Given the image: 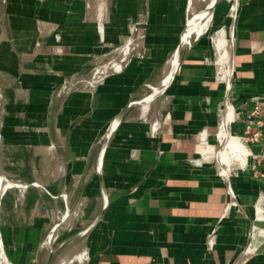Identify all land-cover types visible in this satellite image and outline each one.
Wrapping results in <instances>:
<instances>
[{
    "label": "crops",
    "instance_id": "1",
    "mask_svg": "<svg viewBox=\"0 0 264 264\" xmlns=\"http://www.w3.org/2000/svg\"><path fill=\"white\" fill-rule=\"evenodd\" d=\"M185 2L7 0L0 8L2 169L8 181L24 183L25 194L45 205L42 218L28 216L18 225L7 211L3 219L2 210L19 187L11 185L2 195L0 229L8 227L14 239L17 232L21 236L16 264H43L46 234L73 217L57 220L63 161L47 132L50 100L55 142L73 159L66 196L73 215L85 200L82 225L73 235L100 210V139L130 99L143 97L159 69L161 49L168 53V36L175 35L151 28L184 24ZM236 5L228 29L220 24L183 48L170 85L150 111L134 106L118 125L100 171L109 203L102 219L75 240L84 238L89 249L82 264H264V168L255 177L250 162L239 163L235 158L241 160L245 151L233 137L243 135L247 120L264 121V0ZM169 15L173 19L166 20ZM130 40L134 48L120 73L95 87L85 84L93 67ZM177 43L178 38L174 48ZM256 107L258 115L252 116ZM32 120L35 134L27 124ZM220 132L233 147L222 142ZM18 142L28 147L26 156L22 148L24 166L9 163L6 169V148L15 152ZM36 147L53 151L51 174L41 172L45 166L34 159Z\"/></svg>",
    "mask_w": 264,
    "mask_h": 264
},
{
    "label": "rangeland",
    "instance_id": "2",
    "mask_svg": "<svg viewBox=\"0 0 264 264\" xmlns=\"http://www.w3.org/2000/svg\"><path fill=\"white\" fill-rule=\"evenodd\" d=\"M185 1H186L185 7H184L185 12H186V18L185 19L193 17L192 12L200 11L203 9V7H205L206 5L209 4V0H191L193 3V7H192L193 9L192 8L189 9V8H187V2H189V1H187V0H185ZM235 1H237V0H217V3L214 1L216 4H215L213 10L211 9L212 15H211L208 27L206 30H204V32L202 34H205L206 32L211 31L213 28L218 27L220 24H222L221 26H224L223 28L226 27L228 29L230 27V25L233 23V21L235 20L237 6L234 10L232 9L233 8L232 5ZM6 2H7V0H1L0 8H2ZM171 19H173L172 15H169L168 19H166V20H171ZM183 26H185V24H182V23L175 24V23H171V21L169 23H167V22H161L159 24L156 23L152 26L151 30H153L155 28H161V29L165 28L167 30L175 31V35H174L175 38L168 36V42L171 43L170 48L168 49V53L164 52L165 48L161 49L162 52L159 53L160 54L159 59H162V60L159 63V67H158L159 69H158L157 73L153 74L152 79L149 80V83H147L148 87L155 85L156 83H158L162 79L163 73H164L163 70L165 67L164 65H166L167 61L173 55L172 54L169 56V52L171 51V49L174 48V45L177 41V38L179 37V32L181 31L180 29H182ZM143 28H144L143 29V36H144L143 41L145 42L146 38H148L147 33L149 32V27L145 23L143 25ZM151 30H150V33H152ZM193 40H194V38L192 39V41ZM182 50H184V49H182ZM143 51H146L144 44H143ZM171 53H172V51L170 52V54ZM147 86L143 89V93H142L143 97L150 94ZM154 102L155 101H152L149 104L146 103L144 105H140L141 109L145 108V109H143V111H146L147 107H148V111H150L149 107H152L153 106L152 103H154ZM0 110H1V107H0ZM33 110H34V108L29 110V111H33ZM1 114H2V110H1ZM146 114H148V112L145 113L144 115H146ZM27 124L29 127H32V129H33V128H35L34 125H36L37 122L35 120H32V121H27ZM1 125H2V123H1ZM31 132H32V134H35L36 131L33 129ZM20 136H22V135L20 134L19 137ZM22 148L25 149L24 155L26 156V154H27L26 152L28 151V147L25 144H23L22 142H18V147H17V149H15L16 150L15 152L13 151L14 149L10 148V146L8 148H6V157H5V162H4V163L8 164V165L7 164L5 165L6 169L11 168V164H9V163H13V164L15 163L14 165L16 167H23L24 166L23 161L25 159V156L22 153ZM35 152H36V154L34 155V159L36 157L38 159L37 160L38 163L45 166V167L41 168V172L42 173H48L47 175L51 174V172L53 171V169L51 168V163H53L52 162L53 160H52L50 155H51V153H53V151L49 149L47 152L42 153L41 149L36 147ZM23 184L24 183H20L19 185L24 186ZM27 189L28 188H22V187L12 189L15 191L16 197L14 199H12L11 203L10 202L8 203L7 201L4 203L3 210H2L3 219H4V216L6 219V211L9 214L10 213L12 214L11 215L12 219H14L18 225L21 224L22 220L28 221V216L32 220H34L33 219L34 215H37V216H35V218L40 219V217L43 215V212H45V205H42L40 207L41 204H40V200L38 199L37 195H36L37 198H33V197H35L34 194H32L33 197H31L27 193L25 194V192H27ZM12 190L8 189L6 191V196L8 195L9 192L11 193ZM4 191H5V189H2L0 191V197L2 196ZM27 195L29 196L28 199H26ZM63 198H64V203L61 201V197H60L62 207H59L57 209V213H56L57 214V220L59 218L58 214L61 211H63V213H64L65 210H66V213H65L66 216H65L64 220L66 218H69V217L71 218L72 216L73 217L68 221L65 220V223L60 225L53 232H51L52 229L48 231V233L46 234L45 240L42 242V245H41V248H42V251L44 254H47L49 244L52 245V243H53V241L57 235H59V234L62 235L61 238L64 239L71 234V231L74 229V227L82 225V217H83L82 214L85 212V209H86V207L84 206L85 200H83V202H81L80 206L78 207L75 214L73 215L71 213V210L69 211L70 208H68V205L66 203V198L64 196L62 197V199ZM48 209H49V211H53L51 205L48 206ZM94 209L90 210V215L94 212ZM73 212H74V210H73ZM53 215H54V213H53ZM30 218H29V220H30ZM43 221H45V220H43ZM3 223L5 224L6 222L4 221ZM16 227H17V225H16ZM19 230H20V228H19ZM12 234H13L12 230H9L8 227H4V230H2V231L0 229V238H1V243H2L3 253H4L7 261L10 264H16L15 262H17L18 260L20 261L19 255H20L21 236H20V233L17 232L14 234V236H15V239H14L12 237L13 236ZM83 239L79 240L77 242L76 241H70L69 243H66L65 245L60 247V249L56 255V259H55L54 264H57L59 262V260L62 259L66 255L67 256H70V255L71 256H80V260L78 261L76 258H74L73 261L68 262V263L66 262L65 264H82L84 261H86L89 249L86 248L87 247L86 242H84ZM71 256L69 258H71ZM84 257H86V258H84Z\"/></svg>",
    "mask_w": 264,
    "mask_h": 264
},
{
    "label": "water",
    "instance_id": "3",
    "mask_svg": "<svg viewBox=\"0 0 264 264\" xmlns=\"http://www.w3.org/2000/svg\"><path fill=\"white\" fill-rule=\"evenodd\" d=\"M216 3H217V0H216ZM216 3H214L212 5V10H213ZM0 4H1V0H0ZM185 22H186V19H185ZM185 22H184V24H185ZM0 27H1V18H0ZM183 28H184V26H183ZM183 28L179 32L178 43L171 53V55L174 54L176 56L177 63H176L175 70H174L172 77L170 78L168 84L165 86V88L162 90V92L159 95H156L152 98H149V96L147 95V96L140 98V99H130L128 101V103L123 107V109H121V111L113 118V120L111 121L109 127L107 128L104 136L99 141V151L97 154V161H96V173L98 174L99 179H100V198H101L100 200H101V203H100L99 212L96 214V216L92 219V221L84 229H82V230H80V231L74 233L73 235H70L69 237H66L64 239L61 238L62 235H60V234L57 235L56 238L54 239L52 245L49 244V246H48V252L46 254V257L44 259L43 264H53L55 262L56 255H57L60 247H62L66 243H69L70 241H75L76 239L83 237L91 228H93L102 219L103 214L105 212V209L109 203L108 195H107L105 186L103 184V180L101 178V172H100L101 171V163H102V159H103V155L105 153V150H106L108 143H109L110 139L112 138L114 132L116 131L118 125L120 124L121 120L123 119L124 115L126 114V112L129 109H131L134 106H140V105H144L146 103L149 104L152 101H155L158 98H160L165 93L167 87L170 85V83H171V81L175 75V72L177 71V69L180 65V62H181V58H182V52L181 51L183 49L181 47V34L183 32ZM192 42L193 41L191 40V43L188 45V47H191ZM0 99H1V94H0ZM53 108H54V100L51 99L49 102V106H48V110H47V114H46V126H47V132H48V135L50 137L51 143L63 161V175H62V180H61L60 197H61V195H63L66 198L67 192H68L70 185H71V172H72L73 159H72L71 155L63 154L60 147L55 142L54 129H53ZM1 110L3 113L2 100H1ZM1 122H2V114L0 117V130H1ZM76 123H77V121L73 122L69 126L68 131H67V135L69 134L70 130L73 128V126ZM0 138H1V135H0ZM67 139H68V137L66 136V140ZM0 169H1L2 176L5 178V175H4L3 169H2L1 145H0ZM16 186L21 187V185H17V184H16ZM1 198H2V196H1ZM68 208H70L69 211L71 210V213H72V211H73L72 207L68 206ZM57 226H58V224H56L52 228L51 232H53L57 228ZM0 240H1V238H0ZM27 259H28V254L26 256V260Z\"/></svg>",
    "mask_w": 264,
    "mask_h": 264
},
{
    "label": "built area",
    "instance_id": "4",
    "mask_svg": "<svg viewBox=\"0 0 264 264\" xmlns=\"http://www.w3.org/2000/svg\"><path fill=\"white\" fill-rule=\"evenodd\" d=\"M104 10L100 11L99 15L103 16ZM98 32L101 34L103 32L102 25L97 26ZM133 45L131 40L128 41L124 46H120L116 49V55L111 56L107 61L99 63L89 72L88 79L84 82L90 87H95L102 83L106 76L110 74L120 73L123 70L124 65L128 62L133 51ZM224 111H228L230 106L227 102L224 103ZM258 115V108L256 107L252 113V116ZM238 144L245 151L242 159L239 160L235 158L239 163L243 165H248L251 163V170L255 177H259V168H264V121H252L247 120L244 133L242 136H233ZM252 145L260 146L258 151H253L251 149Z\"/></svg>",
    "mask_w": 264,
    "mask_h": 264
},
{
    "label": "bare ground",
    "instance_id": "5",
    "mask_svg": "<svg viewBox=\"0 0 264 264\" xmlns=\"http://www.w3.org/2000/svg\"><path fill=\"white\" fill-rule=\"evenodd\" d=\"M214 1L216 2V0H209V4L206 5L205 7H203V9L200 11H196V12L191 11L193 17L186 19L185 26H184L185 28L183 29V32L181 34V47L182 48L188 47V45L191 43V40L193 38L199 37L200 35H202L204 30L207 29L210 18H211L212 5L215 3ZM236 4H237V1H235L232 5L233 10L237 6ZM192 7H193V3L191 0H189L188 8L191 9ZM176 63H177V58L173 54L172 57L167 61L166 65H164L165 67L163 70L164 73H163L162 79L158 83H156L155 85L148 87L149 92H150V94L148 95L149 98H152V97L158 95L160 92H162V90L165 88V86L168 84L170 78L172 77V74H173L175 67H176ZM0 107H1V99H0ZM142 109H145V108H142ZM0 117H1V110H0ZM220 134H221L220 137H221L222 142L224 141V144L228 147H233L234 144L232 143V141L227 140V138L223 132H220ZM218 138H219V136H218ZM0 145H1V138H0ZM232 152H233V150H232ZM11 185L16 186L15 183L8 181L7 179H5L2 176L1 169H0V191L2 189L8 188ZM61 197H63V195H61ZM0 199H1V197H0ZM62 200L64 203V198ZM65 213H66V210L64 213H63V211H61L58 215L60 218H63L66 216ZM70 256H67V255L64 256L62 259L59 260V262L57 264H65L66 262L67 263L71 262L74 260V258H76L78 261L80 260V256H71V258H69ZM0 264H10L3 254L1 240H0Z\"/></svg>",
    "mask_w": 264,
    "mask_h": 264
}]
</instances>
